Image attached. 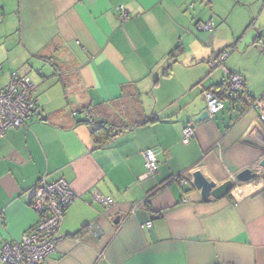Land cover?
I'll return each mask as SVG.
<instances>
[{
    "label": "crops",
    "instance_id": "crops-1",
    "mask_svg": "<svg viewBox=\"0 0 264 264\" xmlns=\"http://www.w3.org/2000/svg\"><path fill=\"white\" fill-rule=\"evenodd\" d=\"M208 21L213 30L200 26ZM261 35L264 0H0V84L48 63L62 86L60 100L36 95V112L0 140V264L39 219L30 201L42 177L77 194L43 264H264L262 113L224 97L222 110L195 120L208 110L205 91L227 79L211 65L224 50L251 98H264ZM84 108L129 127L98 146L92 126L77 123ZM247 168L257 176L237 181ZM197 170L234 187L203 201Z\"/></svg>",
    "mask_w": 264,
    "mask_h": 264
},
{
    "label": "built area",
    "instance_id": "built-area-1",
    "mask_svg": "<svg viewBox=\"0 0 264 264\" xmlns=\"http://www.w3.org/2000/svg\"><path fill=\"white\" fill-rule=\"evenodd\" d=\"M119 17L121 20L129 18V13L124 7H119ZM200 26H204L207 30L212 29L210 21ZM261 43L264 46V36L261 37ZM228 55L227 50L222 52L215 57L211 65L214 68H221L228 77L229 84L225 86V94L235 96L245 88L246 82L240 73L226 67L225 60ZM1 71L0 66V73ZM36 90L37 86L30 75L20 71H13L6 85L0 84V140L8 129L23 126L32 115L36 105ZM204 95L210 116L225 107L221 91L207 90ZM252 105L259 108L264 119V98H255ZM193 134L194 129L191 125L185 127L183 141L188 143ZM144 156L146 175L156 174L159 162L155 150H146ZM171 180L180 181L183 186L191 184L189 179L182 175L175 176ZM97 198L107 209L114 202L112 198L102 195H98ZM76 199L77 194L66 179L59 178L48 182L45 177H42L31 191L30 201L39 219L19 241L3 247L1 261L4 264H43L44 260L56 250L58 233L62 228L65 215ZM147 225L150 226L151 222H147Z\"/></svg>",
    "mask_w": 264,
    "mask_h": 264
},
{
    "label": "trees",
    "instance_id": "trees-1",
    "mask_svg": "<svg viewBox=\"0 0 264 264\" xmlns=\"http://www.w3.org/2000/svg\"><path fill=\"white\" fill-rule=\"evenodd\" d=\"M262 36L263 35H261V37ZM261 37H260V42H261ZM224 51H226V50H224ZM224 51H222V52H224ZM228 84L229 83H228V77H227L223 86L221 85L222 86L221 92L223 94L222 95L223 99H224V97L228 98L233 103H237L240 101L247 103L250 101V103L252 105L255 98H251V96L248 94L246 86H245V88L240 90L235 96H232V94L231 95L225 94L226 93L225 92V86H227ZM36 110H37V104L35 105V108L33 110L32 115L36 112ZM81 110L83 113H86L88 115L87 116L88 118L78 120L77 123L78 124L88 123L92 126V129H91L92 135H93V138H94V140L98 146H101L104 143L108 142L109 140L117 137L119 134H121L124 130H126L129 127V126L127 127L126 125L114 124L112 122H109L108 120H103V119L101 121H97L95 118V114L93 112H91L89 109L84 108Z\"/></svg>",
    "mask_w": 264,
    "mask_h": 264
},
{
    "label": "water",
    "instance_id": "water-1",
    "mask_svg": "<svg viewBox=\"0 0 264 264\" xmlns=\"http://www.w3.org/2000/svg\"><path fill=\"white\" fill-rule=\"evenodd\" d=\"M210 117L209 110L203 111V113L197 117L196 121H202ZM264 166V159L260 162ZM257 176V173L252 169H244L236 175V180L240 182H247ZM192 184L201 190V197L203 201H211L213 198H220L227 195L234 187V181L228 180L224 183L217 185L215 181L207 178L200 170L193 173Z\"/></svg>",
    "mask_w": 264,
    "mask_h": 264
},
{
    "label": "rangeland",
    "instance_id": "rangeland-1",
    "mask_svg": "<svg viewBox=\"0 0 264 264\" xmlns=\"http://www.w3.org/2000/svg\"><path fill=\"white\" fill-rule=\"evenodd\" d=\"M18 68H21L22 71L28 72L34 83L37 85L36 95H38L40 98L41 105H44L42 102L47 98L55 99L57 97L59 99L61 97L60 95L62 93V86L59 82L58 76L53 75V67L51 64L43 63L41 66L33 65L30 67H24L23 65L22 67L19 66ZM215 70L219 71L222 69L217 67ZM22 71L20 72L24 73ZM41 82L42 84H40Z\"/></svg>",
    "mask_w": 264,
    "mask_h": 264
}]
</instances>
